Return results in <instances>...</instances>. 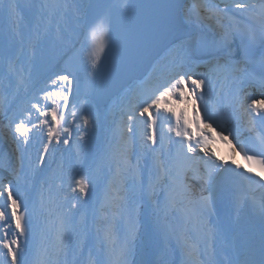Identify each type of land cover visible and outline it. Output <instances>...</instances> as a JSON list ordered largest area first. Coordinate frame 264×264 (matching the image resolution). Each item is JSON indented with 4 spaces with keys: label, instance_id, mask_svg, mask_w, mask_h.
I'll return each instance as SVG.
<instances>
[{
    "label": "snow or ice",
    "instance_id": "6c2138e0",
    "mask_svg": "<svg viewBox=\"0 0 264 264\" xmlns=\"http://www.w3.org/2000/svg\"><path fill=\"white\" fill-rule=\"evenodd\" d=\"M32 7L26 20L15 0L0 6V138L19 153L0 178V264H71L77 253L79 264L85 249L86 264H175L177 250L182 264H264V0H164L132 20V0ZM102 72L106 91L135 80L113 106L108 200L89 224L77 216L95 173L50 158L86 149L98 117L80 100L81 78L95 85ZM217 137L256 167L221 160ZM41 174L37 200L30 181ZM145 198L155 237L137 260ZM221 204L235 212L227 224L211 220Z\"/></svg>",
    "mask_w": 264,
    "mask_h": 264
},
{
    "label": "bare ground",
    "instance_id": "6f19581e",
    "mask_svg": "<svg viewBox=\"0 0 264 264\" xmlns=\"http://www.w3.org/2000/svg\"><path fill=\"white\" fill-rule=\"evenodd\" d=\"M5 0H0V6L4 4ZM17 4H19V10L20 15L24 17L26 20H31L35 13L36 8H33L32 5L35 3L38 7L39 3L42 2V0H15ZM72 0H69V3H71ZM78 39V38H77ZM77 41V40H76ZM134 84V80H132L128 85H125L122 87L115 95L110 97V99L105 103L104 105H96L88 98L80 97V100L82 103H87L89 107L95 111L97 117H98V123L96 127L91 130L90 132V139L88 140V144L86 149L83 153L80 155H77L76 150L73 149L75 145H73L72 148H69L65 150V146H61L59 150L55 154V162L53 163L50 158V165L51 168L55 169L58 167V165L63 164L65 166L66 171H72L75 170L76 172H81L82 174H88L90 172L95 173V179H94V187L92 188L90 194L85 198L87 202V207L85 208L84 214L82 217H87L89 224L92 223L93 217L95 215L96 219L99 220V212L101 209V206L104 205L108 200V192L107 189L109 187V180L106 179V177L110 178V173L108 171V166L106 162L102 159L104 149L106 148L107 144L103 146V142H106L108 139L111 138V124H112V110L113 106L116 100V97L126 88L132 86ZM26 99L25 93L21 91L19 97L17 98L16 103L17 104H23ZM118 118V116H117ZM0 131L3 132L4 130V124L7 123V121L3 118V114L0 113ZM219 137H217L213 143V148L216 151L217 155L220 156L221 160H228L231 161L232 159H235V161L240 164L239 159V152H233V145L226 146L224 143H217V140ZM94 143L95 149L94 151L88 152V146ZM95 153L97 154L95 156ZM15 155L18 156L19 153L15 152ZM15 156V157H16ZM75 157V158H74ZM11 158L9 154L4 150L2 143L0 142V178L3 177L5 174L3 169L7 163V161ZM12 163L14 159H12ZM81 160H84L86 162V168H89V171L80 170L77 169L78 162ZM45 178V174H41L38 177L34 179V181H30V184L34 183L36 191L33 192L34 198L38 200V190L39 185ZM103 184H106L105 186ZM102 190V191H100ZM94 197H92L91 196ZM99 204V205H98ZM93 205V206H92ZM223 206V215L219 221L224 223H229L231 220L235 218V212L230 206H226L222 204ZM80 218V219H81ZM242 218L244 223L253 225V220L248 213L247 210H245L244 213H242ZM139 254L136 256V259H147L150 258V245L151 241L155 237V215L153 208L151 206L150 200L147 198L140 201L139 204ZM79 220V219H78ZM212 220V219H211ZM213 221V220H212ZM215 222V221H213ZM118 227H123L122 223L117 221ZM234 233L230 232L229 235H233ZM95 233L93 232L92 236L88 238V245L89 247L92 246L93 243H97L94 239ZM86 251V249H85ZM79 254L77 253V256L69 255L68 260L71 262V264H75L77 257ZM173 261H175V264H182L183 257L178 255V252L172 256L171 258ZM87 260V252L84 253V256L79 257V264H86Z\"/></svg>",
    "mask_w": 264,
    "mask_h": 264
},
{
    "label": "rangeland",
    "instance_id": "374dc122",
    "mask_svg": "<svg viewBox=\"0 0 264 264\" xmlns=\"http://www.w3.org/2000/svg\"><path fill=\"white\" fill-rule=\"evenodd\" d=\"M106 145V142H103V146H105ZM107 147V146H106ZM230 147V146H229ZM73 149L74 150H76V148L75 147H73ZM94 149H95V146H94V143H92L91 145H89L88 146V149H87V151L88 152H90V151H94ZM97 154L95 153V156H96ZM97 157V156H96ZM75 158V157H74ZM86 166V162L84 161V160H81L80 162H78V167H77V169H80V170H85V171H89V168H86L85 167ZM106 179L107 180H110V178L108 179L107 177H106ZM104 186L106 185V184H103ZM100 191H102V190H100ZM91 196H92V194H91ZM93 197V196H92ZM94 198V197H93ZM99 205V204H98ZM93 206V205H92ZM87 207V202H86V200L82 203V206H81V208H80V211H79V215L77 216V219H80L81 218V216L84 214V212H85V208ZM85 252H87V249H86V251ZM77 256V255H76Z\"/></svg>",
    "mask_w": 264,
    "mask_h": 264
},
{
    "label": "water",
    "instance_id": "95a60500",
    "mask_svg": "<svg viewBox=\"0 0 264 264\" xmlns=\"http://www.w3.org/2000/svg\"><path fill=\"white\" fill-rule=\"evenodd\" d=\"M7 145H8V151L10 153V157L12 159H15V153H14L13 147L8 142H7Z\"/></svg>",
    "mask_w": 264,
    "mask_h": 264
}]
</instances>
